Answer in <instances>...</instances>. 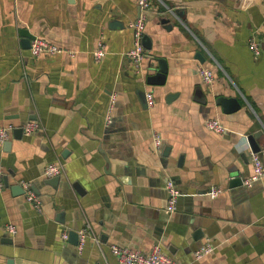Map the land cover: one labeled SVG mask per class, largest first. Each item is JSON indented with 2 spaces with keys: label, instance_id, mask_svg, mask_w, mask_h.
I'll use <instances>...</instances> for the list:
<instances>
[{
  "label": "crops",
  "instance_id": "crops-1",
  "mask_svg": "<svg viewBox=\"0 0 264 264\" xmlns=\"http://www.w3.org/2000/svg\"><path fill=\"white\" fill-rule=\"evenodd\" d=\"M137 12L135 0H0V125L12 126L0 141V264H118L110 243L142 251L157 243L177 264H264V178L227 185L252 170L247 135L264 146V0H149V47L135 66L126 50ZM22 27L65 50L33 55ZM99 38L105 52L94 60ZM198 64L212 71L210 84ZM219 96L238 107L223 111ZM29 119L39 126L19 133ZM54 161L63 172L51 184L42 170ZM167 178L178 191L171 212ZM20 181L40 211L14 189ZM210 186L222 190L210 197ZM85 222L99 245L60 238ZM205 242L212 249L194 259Z\"/></svg>",
  "mask_w": 264,
  "mask_h": 264
},
{
  "label": "built area",
  "instance_id": "built-area-1",
  "mask_svg": "<svg viewBox=\"0 0 264 264\" xmlns=\"http://www.w3.org/2000/svg\"><path fill=\"white\" fill-rule=\"evenodd\" d=\"M135 4L138 7L137 15L129 21L130 30V46L126 50V55L130 58L135 66H138L140 61L147 55L145 48L142 45V35L145 27V11L149 6V0H135ZM165 9L172 12L173 8L170 6H165ZM247 46L250 49L253 56L259 54V46L256 40L254 32H252L247 38ZM29 51L33 55L39 53H53L60 50H65V48L46 40L43 37L33 35L29 39L28 45ZM105 52L104 42L102 39H98L95 47L91 51L92 58L94 60H99ZM197 74L200 80L205 84H210L213 80V73L210 68L203 66L201 64L197 65ZM147 103L152 102V95L150 92L146 93ZM114 95L111 94L107 103L106 111L104 114V121L110 122L111 110L113 107ZM205 126L210 130L221 132L224 129L222 123L219 122L217 118H207L204 122ZM38 123L35 120H26L21 125V132L23 134H29L34 129L38 127ZM10 124L0 125V141L7 138L9 129H11ZM160 136L157 133H153V140L155 144L158 143ZM264 156V146L256 151L250 152L251 161V172L248 175L241 176V184L243 186H250L254 180L264 178V163L262 157ZM63 172V166L60 161L47 162L42 170V174L45 176H55L60 175ZM2 170L0 168V187L2 186ZM19 184L23 188L25 200L37 211H40V200L38 195H36L30 188L29 182L20 181ZM164 188L166 192L165 200V210L171 212L175 208L176 198L178 191L174 185L172 179L167 178L164 182ZM222 188L220 186H210L207 188L205 193L210 197L216 196L221 192ZM5 230L10 234H14L15 227L11 222L5 224ZM77 242L76 248H81L86 237H90L96 244L99 245L98 237L93 233L89 223L85 222L82 227L77 230ZM60 238H67V230L62 229L59 232ZM109 251L114 255L118 264H177L176 260L169 254L163 252L157 243L152 244L146 251L139 250L137 248H131L126 245H119L116 243H110L108 245ZM210 242H205L192 251V256L194 259L201 257L212 249Z\"/></svg>",
  "mask_w": 264,
  "mask_h": 264
},
{
  "label": "water",
  "instance_id": "water-1",
  "mask_svg": "<svg viewBox=\"0 0 264 264\" xmlns=\"http://www.w3.org/2000/svg\"><path fill=\"white\" fill-rule=\"evenodd\" d=\"M163 19H164L163 21H167V18H163ZM18 32H19V36L21 37L20 38L21 44L25 47H28L29 39L33 36V34L28 32V30L24 27L19 28ZM142 45L145 48L149 47V39L145 35H142ZM162 71H163V69H162ZM218 101L222 106V110L225 112L233 111L238 107V101L235 97L219 96ZM17 131L19 133H21L20 128H18ZM260 131L261 130H258V133ZM255 136H257V132H253V133L247 135V140L249 142V146H250L251 151H256L259 149V146L254 141ZM2 180H3V183L6 184V179L4 178V176L2 177ZM58 181H59V175H55V176H51L48 179V181H46V182H49L51 184H55V182L58 183ZM227 183H228L227 184L228 187L239 185L241 183V178L239 176H235L234 174H231ZM71 185L74 187V189L79 191V186H78L77 182H72ZM18 187H21V186L19 184L14 185L15 190H18L19 189ZM20 192H23V190H21ZM78 229L79 228H70L67 230V239L69 242H71L74 245H76V242H77V233L76 232Z\"/></svg>",
  "mask_w": 264,
  "mask_h": 264
}]
</instances>
